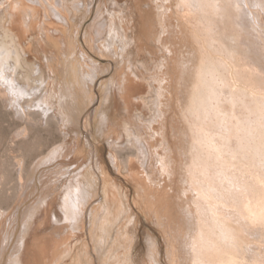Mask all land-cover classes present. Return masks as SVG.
Wrapping results in <instances>:
<instances>
[{
	"label": "rangeland",
	"instance_id": "1",
	"mask_svg": "<svg viewBox=\"0 0 264 264\" xmlns=\"http://www.w3.org/2000/svg\"><path fill=\"white\" fill-rule=\"evenodd\" d=\"M24 1L28 2L29 0H24ZM42 1H43L42 2L43 6L39 2L37 1L35 2L37 4V7L39 8V10L35 11V13L38 14L39 17H37L34 21L32 19H29L31 22H33L31 25V32L30 33L27 32V36L24 37L21 36L20 32L17 31L12 32L15 37V40L17 41V45L20 48L23 59L25 61L24 62L25 72L23 71L22 72L24 73V75H27L28 72H30L31 75L35 77L38 75L39 68H42V70H44L45 73V78H44V82L42 83V88L46 87L49 84L52 89L55 87L59 89L61 86L60 83L71 81V79L75 78L76 75H78L81 68L80 63H85V65L89 64L90 66H92L91 68H94V70L92 69L93 81L89 80L90 83H92V85L90 88V92L88 93V94L91 93V95L85 97L86 93L84 92L82 93L80 91V94H85V96L81 95L82 104L80 108L81 109L82 107L83 109L85 108V110H83L84 112L82 111L83 113L81 115L82 117L84 116L89 118L88 122H90V128L92 129L91 130L92 133L90 132L88 134H85L88 139L85 136L84 138L81 135H80L81 138L78 137V129L81 130L80 132H82L83 129L82 127L83 123L82 124L80 123L78 124L80 128H76V126H68V129H66L67 132L66 136H64L58 129V125L55 122H54L55 124H53V122L47 123L45 120L41 121L40 118L41 116H43L41 114H39L41 116L32 115L33 117H31V116H25L23 113L22 114L16 113L14 110H12L11 104L6 103L7 101L3 102V99L6 98L5 96L7 95V92L3 93L2 96L3 99L0 98V209H3L4 214L7 216H4L5 221L4 220L0 221V225L1 227H3L0 228L1 232L5 231L2 232L1 240H0V264H13V260L15 259V256L18 254V252L17 253L15 252L17 251L16 247H20L22 245L23 236L27 237L28 239L30 238L31 241L30 243H32L31 247L32 248L34 247V249L37 248L40 251V253H42L44 249L46 250L47 246L52 247L50 248L51 250V253L49 252L50 255H54V254L58 255L60 254L59 251H63L65 249V246L66 248H69L68 245L72 244V246H74L73 248L75 249L74 254H72L69 257V259L68 258L66 259L67 262H73L76 259L77 262H80L79 264H86L88 262L89 263L91 262L90 264L92 263L101 264L100 262L102 261H108L109 257L112 256V253H114L113 258L110 260L112 263L116 261L114 258L116 256V258L119 257L121 259L126 260L127 262L130 261L131 264H146L147 262L154 264L156 259L158 260L157 262H159L158 264L160 263L174 264L175 261L179 259L181 260V258L182 260L184 258V261L182 262L181 260L180 262L179 260L177 264L180 263L191 264V260L189 257L191 253H190V249L188 248H189L190 237L192 234L190 232H192V229L194 227L193 224L195 223L193 222L194 219L190 216L188 209L190 207L196 208L195 201L199 203H201L202 201L201 204L202 206L204 205V210H205V211L203 210V213L204 212L206 213L207 210L210 209L206 213V217L208 219L211 218L212 221H213L212 217L214 215V221L216 220V222L218 223H223V221L225 223L227 221L230 223L234 220L233 221L235 222L234 225L238 227V224L236 222L238 223L243 222L242 224L239 223V225L241 224V226H243V228L245 229L244 230L245 233L242 234L243 235L242 239L244 237L245 241H243L244 239L241 240V242L243 241L245 243L242 242L241 244L246 249L245 254H246L247 262L249 261L248 264H264V224L260 225L259 223L258 225V222H256V225L258 226H255L253 224L255 222H252L248 218L247 220L246 218L241 216L238 210H236V208H234L233 206H226L221 202L217 203V201H216V205L211 203L208 204L206 199H203L200 196L196 197L198 193L194 192L192 188H190L191 185L189 186L188 185L189 183L185 181L186 176H188L187 168L190 165H192L191 158L192 157L194 158L197 155L200 156L201 155L200 151L202 152V150H204V155H202V158H205V156H208L207 154H209V148L205 146L203 143L197 142L196 140H195L196 142L194 141V143L197 144V148L195 149L196 151L194 153V149L191 146L192 141H189L190 134L192 133L191 132L192 128H188V126H186L185 117L183 118L184 116L183 109L185 110V108H187V104L189 100L188 95L189 92L192 90V84H193V77L191 76V73L193 72V68H194L192 61L194 60L195 52H194V43L191 38L193 37L192 32H195L200 37L204 35V38L210 41L212 45L214 46L216 45L218 48H220L221 53H219V55L222 56L219 55L216 56L218 58L219 57L225 58V60H229V64L231 63L230 65H228L227 69H225L226 67L224 68L225 71L227 70V72H223L225 73L226 79L229 84L227 83L224 85V83H222L221 80L219 81L220 88L225 87V89L222 88L220 90L221 94H222V90L224 91V93L222 94V96L224 97H222L223 100L220 101V104L222 105L221 109L226 110L227 113L232 115L234 126L239 125L241 129L239 135L241 137H244V139L247 141V142L245 141L244 145L254 146L256 144V142L254 141L255 138L257 142H260L261 140L260 135L262 133L259 132L257 134L256 133L251 134L247 132L246 124L244 122V119L241 117L242 115H245L248 116V119L256 120V117H254V115H252L251 112L249 113L248 109H245L246 108L245 105H251L249 102L246 103L247 100L249 99L251 100V94L249 92L247 95H245L243 89L247 87V89L248 90L250 89V91L252 89L254 91L257 90L255 88H251L248 85L246 86L243 80H239V79L237 80L236 78L237 76L235 74L236 72H234V74L231 75V71L229 70L231 69L229 66L233 67L234 64L232 59L226 58L227 55L225 53L226 52L225 46H227L231 51H234L235 48L237 50V48L240 46L239 44L241 43L238 42V37L234 35L235 34L234 30L227 27L230 26L229 25L230 13L228 9L229 7L225 4L224 0L214 1L212 3L213 8H210L211 10L208 8L209 11H211L212 13V17L215 20H217L218 22L217 24L220 23L218 27H213L212 28L213 31L210 32L207 31L208 28L207 21H204V25L203 24L202 25L200 24V26L198 25L199 27L197 28L196 26L197 15L194 16V14L185 11L188 5L182 0H84V1L67 0V2L64 3V5L66 6L67 3L66 10L68 11H63L64 10L63 6L62 7L60 6V9L62 10L60 11L63 12L65 15H69L68 17L69 24L67 23L68 25L64 20L60 19L52 12L50 13V18H46L45 7L47 6V3L46 2L44 3L45 0ZM260 1L264 4V0H260ZM28 3H31V0ZM218 4H220L221 8L223 7L222 9L224 11L217 10ZM1 11H0V26H2L3 24L7 25L8 20L5 18V16L7 15V17H9L10 15L8 8L3 7ZM3 11L5 12V15ZM260 13L262 14L261 15V21L263 22L262 24H264L263 21L264 11L261 10ZM111 17L113 18L110 19ZM164 17L167 18V21H165ZM107 19L110 20V23L109 20L107 21ZM115 19L116 21L113 24H111L112 20L114 21ZM129 19L130 22L132 21L131 23L128 22ZM51 21H55L56 23L63 25L65 29L63 27V29L60 30L59 32H52L48 30L47 26L44 23L49 24L48 22ZM247 21H248L247 25L250 26L248 28V30H250L251 33L250 36L252 35L251 37H253V42H255L256 48L258 47L257 48L258 52L259 53L262 52V54L260 53V55L262 56L260 58H262V63H264L263 61L264 43L261 42L263 40L255 37L256 33L251 29L250 17ZM127 22L130 24H128ZM108 24L110 25V28ZM185 25L187 28L185 27ZM116 26H118V28L113 29ZM119 26H121V28L123 29L124 27L125 29L128 28V34L126 33L127 29L121 30ZM200 27L204 28L202 35H200L201 34L199 30ZM235 28H238V20L235 25ZM181 29L184 30L182 31ZM46 34H51L55 36L54 38L59 40L62 46L64 47L65 55L60 56L59 58V60L64 62V65L60 66V68L63 70L58 75L53 73L52 71V66L56 67V64L60 63V61L57 59V52L52 47L47 52L43 48L42 43L46 42L47 39ZM101 35L104 36L106 41ZM122 37L126 39L125 42ZM127 37L130 38L128 39ZM208 37L212 39L209 40ZM118 41H120V43ZM120 44L123 45L125 49L123 48V46H120ZM103 47L105 49H102ZM117 48L120 50L121 49L124 50L125 58H127L126 60L128 61V59H131V62L134 65L133 67H135V69L134 68L133 69L140 75V79L139 80L137 79V81L139 84H141L142 90L140 92L142 93L139 94H141L140 96H142L144 98V101L147 102L146 105L147 108L143 109L135 105L130 110H127L126 105L119 103L120 96L122 95H120L121 91L119 92L120 96L117 95L115 86L117 85L116 80H119L118 76L121 75L120 67H122L124 62L123 61L121 62L122 59L115 57V55H117L115 49ZM181 54H184L185 57L184 55ZM223 55L225 57H223ZM128 56L130 58H128ZM181 56L182 59H180ZM195 61L196 60H194V62ZM54 62L55 65H53ZM95 65L97 66V68ZM185 66L187 72H189L188 75L187 73L183 74V69H184L183 67ZM88 69L90 70L89 67ZM65 70H66V74L67 71L70 72V70H72V74L71 75L67 74L68 76L65 75L64 74ZM118 71L120 74L118 73ZM231 76H233L234 79H232ZM59 79H61V81ZM233 80L234 82H231ZM238 83H240V86H242L243 89L242 87L239 86ZM34 85L37 84L34 83ZM236 85L237 87H235ZM119 86L120 88L123 87L122 85ZM160 86L165 88L164 90L165 97L162 98L163 99L162 108L165 110L163 112L165 115L164 114L162 115L164 117L163 119L161 118L158 119L159 123L157 124L155 123V128L156 130H158V132L156 131L154 132L152 130H148L150 129L149 120H152L150 118H153L155 117L154 115H156V110H155L156 106L154 105L157 99L159 98L158 87ZM233 88H235L236 90L235 92L233 91L234 90ZM238 88L241 90V92L240 90H238ZM143 91L146 92L143 93ZM168 93L170 94L168 95ZM173 93L176 95H174ZM170 95L172 96V98L171 97L169 98ZM234 96H235V100H234ZM28 98L29 97L27 95H23L21 97V102L23 103L24 108L27 109V111L28 110L38 111L40 109L39 100L38 101L35 100L32 103L28 104L25 103V100ZM178 98L179 100H181L180 104H179V100H177ZM174 100L175 102H173ZM53 101L55 102V105L51 108L50 113H52L56 108L57 109L60 108L58 99L54 98ZM166 103H169L167 104L169 106H165ZM85 104L87 105L85 106ZM177 105L178 107H176ZM213 105H217V103L215 102ZM226 105L229 107H227ZM117 107L121 109L118 110L119 108ZM122 108L126 109L127 111L123 110ZM176 108L179 110H177ZM240 110L241 112H239ZM124 111L127 112V114ZM173 112L174 115L177 114L178 117L177 115L174 117V115H172ZM59 113L60 110L57 112L58 116L61 114ZM139 113L140 114L142 113L141 116L143 117V119L142 117L141 118L139 117L140 116ZM166 113L170 115L168 116L166 115ZM220 115H222V117H225L224 114L220 113ZM172 116L174 117L173 119H175L176 121L172 119ZM146 118H147V122L145 123ZM129 120L135 121V123L139 124V126L141 127V132L143 133L142 136L144 137V139H146V141L149 144V153H150L148 155L149 160L147 159L146 155H142L137 150L136 152L134 151L135 149H133L132 144L128 142L127 135L125 134V132H123V134L126 135L125 138L127 141H125L122 145L116 144L115 143L116 140H113L114 138L117 137V132L119 133L123 131L122 125H124L126 122H130ZM166 120H168V122H166ZM212 120L214 122H218V119L215 117V115L214 118H212ZM219 120L221 121L222 119ZM171 121L173 122L170 123ZM180 121L182 122V125ZM225 123L226 122L223 121L222 125H220V128L217 130V132L220 133V135L216 131H215L216 133L214 132L215 138L219 141L220 144L223 143V139L222 138L220 139V136L224 135L228 139H230L229 134L225 130V126H226ZM167 126L170 127L171 130ZM65 127L67 128V126ZM109 127L110 129L112 128L111 129L112 131H110ZM182 128H184L183 131ZM175 132L181 133L179 135L182 138L180 139L178 133L175 134ZM186 133L187 134L189 133V136L185 135ZM163 134L165 135V139ZM254 136L255 138H253ZM257 136L259 137V139H257L258 138ZM89 140L90 143L88 142ZM150 141H152V143ZM174 142L178 146V148L174 149L173 146L175 147V145H172L171 147V144H173ZM232 142H233L232 143L233 150H241V147L239 146V140L238 141L233 140ZM88 143L89 145L93 144L92 145L93 149L92 146L88 145ZM160 143L163 145L160 146ZM164 144H166L167 146ZM127 145H129V147L132 148L131 150L132 152L124 150ZM114 146L121 147L122 150L124 151L121 152L120 154L121 159H120L119 167L116 166V163L114 162L112 157V148ZM159 146L162 147V149L161 148L159 149ZM144 150L146 151L145 148ZM233 150L231 148H226L227 152L225 153L224 158L223 157L219 158L220 160L219 162H216L218 161L217 160L218 157L212 160L209 159L210 163H216L218 166L217 168L212 167L213 169L211 172V176L214 178L216 175H218L219 171H221L219 170V167L224 165L225 160L228 158L226 160L227 161L226 164L228 165V163L233 162L234 166L232 167L228 166L229 167L228 170H230L229 173L232 172L231 174H233L236 177L235 180L238 177L236 181L240 182V184H246V185L250 184V189L252 190L250 191V193H252L251 194L252 197L253 194H255V192H259L257 193L259 194L258 197L257 194L254 195L255 198H259V197L262 198L261 196L264 197V186H263L264 184H262L260 182L261 180H258L257 178L260 172H262V175H264V170H263L264 168L261 169L260 168L261 163H259L261 161L260 160L261 158L257 156L256 158L252 157L254 156L255 153L253 147L252 148L249 147V149L246 150L248 154L251 152L250 155H248L247 159H245L240 154L235 156ZM54 152H56V154L52 156V153ZM158 154H161L160 156L168 160L170 164L172 163L171 165L175 167L179 165L180 167L178 168V174L173 173L171 177L168 174H163V173L161 174L159 170H157V168L160 167V163L159 162L156 163V161H158L157 159H160L157 158L160 157ZM14 158H16L15 161L17 163L13 161ZM181 158L183 159L181 160ZM253 158H255L254 159L255 161L254 160L252 161ZM222 160L224 161L222 162ZM80 161H82V163ZM182 161H184L183 162L184 164L182 163ZM123 162H125L126 164H124ZM141 162H145V164L149 163L148 166H149V170L151 171L150 173L152 175L150 176L149 179H147L148 176L146 175L145 172L146 168L142 166ZM21 163H23L24 168L27 171L25 186L22 189H20V191H18L17 197L13 199L12 196L15 193V188L21 186V184H19L18 181L19 171H20L19 164ZM256 163H258L259 166V167L257 166V168L255 167L257 165ZM78 164L79 165L84 164L85 166L84 165L81 166V168H79L78 172L76 171L77 172L76 173L73 170L76 169ZM250 167H252L251 170H249ZM144 168L145 170H143ZM234 168H236L235 171ZM193 169H196L195 165ZM83 170L84 171L91 170L92 174L94 175V177L93 175L91 177L96 179L97 182L96 187L98 186L97 187L98 191L100 189L99 191L100 195L98 194V196H96V193H93L92 197L90 198V203H89L90 207L88 209V213H87L88 215L85 224L83 225L84 227L81 226L79 229H76L72 236L71 234L72 230L71 229L68 230V228L64 227L67 223H65L64 221L62 223L56 222V218L53 215L54 213L53 211L51 214V223L49 222V220H47V218L43 214V211H45L44 209L46 206L44 202L46 200H51V199L55 200L57 198L56 199V201L58 200L57 203L53 201V206H54L53 209L58 211L59 213L60 211L59 209L61 205L59 204L58 196L55 198L56 194H60L59 192L63 191L61 189H63L65 184H67L71 178L83 177L84 175L82 173L84 172ZM240 171L242 172L240 173ZM195 174L196 176L201 177L200 182L202 184H208L202 173L195 172ZM263 177L264 176H262L261 179H264ZM144 178L146 179L147 184L150 185L148 188L145 189V191L149 193L148 194L149 196L145 197L147 199L142 198L143 195L144 196L146 195V193L145 191H142L143 187H141L139 185L140 183L138 182L141 181V179L144 180ZM178 180H182V181H178ZM185 182L186 184H184ZM163 183L167 186L166 187L167 190L170 189L168 190L169 193L166 190L161 189L162 186L164 185ZM226 183L227 182H225V184ZM251 184L253 185V188L251 187ZM226 186L228 187V184H226ZM157 187L159 188V192L157 191L158 190ZM185 187L188 188L187 191H185L186 190ZM152 189H155L156 193L155 190L152 191ZM161 190H163L164 194L161 193L162 192ZM219 190H218V194L223 191V188L220 187ZM157 192L159 198L164 201H159L160 199L157 196ZM188 193H190V195ZM240 196L244 197L243 194H241ZM229 197L230 195L226 197L228 198L227 199L228 201L230 200ZM171 200L175 205H173V203L170 202ZM162 202L165 203L162 204ZM159 203L162 204V206ZM169 204H172V206H169ZM165 206L169 207L166 208L168 211L165 209ZM173 207L175 209L177 208V210L175 211ZM150 208L152 209V211L150 210ZM156 208L165 211H160L161 212V216H160L158 215L160 214V212H158L159 210L158 209L156 210ZM213 208L214 209L217 208L216 210L219 212V213L217 212L218 214L216 213L217 215H215L214 213L212 215V211L214 210ZM92 210L94 212H92ZM153 210H155L156 212ZM173 211H175L177 214L175 215V212ZM166 213L168 214L166 215ZM164 214L165 217L166 216L169 217L164 218L165 220L158 217L160 216L163 218ZM170 214L172 216L174 215L175 217L174 216L172 217ZM208 214L212 216H209ZM170 216L173 219H171ZM187 216L189 217L187 218ZM158 218L161 219V221H159ZM229 218L231 219V221L229 220ZM177 219L180 221H177ZM46 221H48L47 222L48 224L46 223ZM246 221H249L248 222L249 224ZM1 222L2 223L5 222L4 225L1 224ZM233 222L231 223L232 225ZM183 223L185 224L184 229L186 228L188 230L186 229L184 231L182 230L183 225L181 224ZM27 224L33 225L30 226L31 229L37 228L34 232L35 235L34 237L33 235L31 237L29 235H24L23 232L26 230ZM43 224L45 225L43 226ZM109 224L111 225L114 224L113 227L114 229L112 230L111 235L108 234V232L105 230L106 228H108ZM177 227H179L178 228L179 230L177 229ZM65 228L67 231H69L67 234H65L66 231L65 232L62 231L65 230ZM80 230L82 232H80ZM30 232H32V230ZM59 232L61 233L58 234ZM182 232L186 235H184ZM177 233L181 234L180 235L182 236L181 237L182 239L180 238L181 240L177 238L178 235ZM248 233L249 235L245 236ZM99 234L100 236L102 235L101 239H99L100 237L98 238ZM54 235L55 238H58L59 240L55 239ZM67 235L69 236L67 237ZM65 237H67L68 240ZM75 237H77V239ZM52 239H55V241H57L58 246L55 244L56 242L53 240V243L57 246V248L54 246L53 243L50 242L52 241ZM177 240L179 242L182 241V243H180L179 245V242H177ZM46 242H48L49 244ZM62 242L63 243L65 242L64 243L65 246L64 245L61 246ZM89 242L92 245L91 248L93 249L91 250L92 252H94L92 253L94 255L87 253L88 251L84 246ZM59 245L64 249H62ZM108 246H110V252L104 251L106 250V248H108ZM59 247L62 250H59ZM180 249L182 251L179 252ZM178 252L180 255L178 254ZM181 252L183 254H181ZM151 254L152 256H150ZM178 255L179 257L183 255L184 256L179 258ZM98 256H100V258H98ZM153 256L155 257V259ZM41 257L43 259L42 255ZM148 258L151 259V261H149ZM78 259L81 260L79 261ZM42 263L46 264L45 258L43 259Z\"/></svg>",
	"mask_w": 264,
	"mask_h": 264
},
{
	"label": "bare ground",
	"instance_id": "2",
	"mask_svg": "<svg viewBox=\"0 0 264 264\" xmlns=\"http://www.w3.org/2000/svg\"><path fill=\"white\" fill-rule=\"evenodd\" d=\"M36 1L39 2L43 6V3H42L43 1L42 0H31V3H28V2H26L24 0H0V11L2 10L3 7H7L8 8V11L10 13L9 17H7V15L5 16V18L8 20L7 21L8 24L7 25L3 24L2 26H0V98L3 99L2 98L3 93L4 92H7V95L5 96L6 98L3 99V102L7 101L6 103L11 104L12 105V110H14L16 113H21V114L23 113L25 116H31V117H33L32 115H39V114H41V115H43V116L39 115V116H41V118H40L41 121L45 120L47 123H49V122L50 123L53 122V124L56 123L58 125V129L60 130V132L64 136H66V133H67L66 132V129H68V126H76V128H80L78 126V124H80V123L82 124L83 123V125H82V127H83L82 132H80L81 130L78 129V137H80V138H81V136H83V137L85 136L86 137L85 134L90 133L92 129L90 128V122H88L89 118L88 117H84V116L82 117V115H81L84 112L83 110H85V108L83 109V107H82V109L80 108V106L82 104V96L81 95H84L85 96V94H80V91L82 93L83 92L86 93V96L85 97H88V96L91 95V93L88 94L90 92V88H91V85H92V83H90L89 80L93 81V72H92V69L94 70V68H91L92 66H90L89 64L85 65V63H80L81 68H80V71H79L78 75H76L75 78L71 79V81H68V82L66 81L64 83H60L61 86H60L59 89H57L56 87L52 89L49 84L46 87L42 88V83L44 82V78H45V73H44V70H42V68H39L38 75L35 76V77H33V75H31L30 72H28L27 75H24V73H23V72H25V69H24V62L25 61L23 59V56H22L21 51H20V48L17 45V41L15 40V37H14V35H13L12 32L13 31L20 32V34H21L22 37L27 36V32H29V33L31 32V25H32L33 22H31L29 19H32L34 21L37 17H39L38 14L35 13V11H38L39 10V8L37 7V4L35 3ZM182 1L185 2L188 5V6L185 5V6H187V9L185 11H187L188 13L190 12V13L194 14V16L197 15V18H196V20H197V22H196L197 28L200 26V24L201 25L202 24L204 25V21H207V23H208L207 31L210 32V31H213V29H212L213 27H218V25L220 24V23L217 24L218 23L217 20H215L212 17V13H211V11H209L210 8H213L212 3L214 1H217V0H182ZM45 2L47 3V6L45 7V13H46L45 14V17L46 18H50V13L52 12L54 15H56L60 19L64 20L66 22V24L67 23L69 24V22H68L69 15H65L63 12H61L62 10L60 9V6L61 7L63 6V8H64L63 11H68V10H66L67 3H66V6L64 5V3L67 2V0H61V1L60 0H45L44 3ZM224 2L229 7L228 9H229V13H230V19H229V23L230 24L228 23L230 26H227V27H229L232 30H234V32H235L234 35L238 37V42L241 43V44H239L240 46L237 48V50L235 48L234 51H231L227 46H225L226 47L225 48L226 49V52L225 53L227 55L226 58L227 59H232L233 60V64H234L233 67L232 66H229L231 68L229 70L231 71V75H233L234 72H236L235 74L237 76L236 77L237 80L238 79L239 80H243V82H244V84H246V86L248 85L251 88H255L257 90V91H254L252 89L250 91V89L248 90L247 87H245V89H243V87L240 86V83H238L239 86L242 87V89L244 90V94L245 95H247L249 92L251 94V100L249 99V100L246 101V103L249 102L251 105H245L246 106L245 109H248L249 111L248 110L247 111L249 113L251 112L252 115H254V117H256V120L248 119V116H245V115H242L241 117L244 119V122L246 124L247 132H249L251 134L252 133H256L257 134L259 132L262 133L260 135L261 136V140H260V142H257L256 141V138L254 136L253 138H255L254 141L256 142V144L254 146H249V145L245 146L244 145V143H245L246 140L244 139V137H241L239 135L240 132H241L240 131L241 129H240L239 125L238 126L237 125L234 126V121L232 120V115L229 114V113H227L226 110L221 109L222 108L221 107L222 105L220 104V101L223 100L222 97H224V96H222V94L224 93V91L222 90V94L220 93V90L223 87L220 88V85H219L220 82L219 81L221 80L222 83H224V85L228 83V81L226 79V76H225V73H223V72H227V70L225 71V69H227L228 65H230L231 63L229 64V60H225V58H220V57L218 58L216 56V55H219V53H221L220 48H218L216 45L215 46L212 45V43L210 41H208V40H206V38H204V35L200 37L195 32H192V36L193 37H191V38H192L193 43H194V52H195L194 60H196V61L195 62H194V60L192 61V64H193V67H194L193 68V72L191 73V76L193 77V84H192V90L189 92V95H188V99L189 100H188L187 108H185V110L183 109V111H184L183 118L185 117L186 126H188V128H192V131H191L192 133L190 134V137H189L190 140L189 141H192L191 142V146L194 149V153L196 151L195 149L197 148V144L194 143V141L196 140L197 142H201V143H203L205 146H207L209 148V154H207L209 157L208 156H205V158H202V155H204V150H202V152L200 151V154H201L200 156L197 155L194 158L192 157L191 158L192 165H190L187 168V174H188V176H186L185 181H187L189 183L188 184L189 186L191 185L190 188H192V190L194 192H197L198 193V195H196V197L197 196H200L201 198L206 199L207 202H208V204L211 203V204L216 205V201H217V203L218 202H221V203H223L226 206H233L234 208H236V210H238V212L241 214V216H243L246 219L248 218L252 222H255L253 224L255 226H258L259 223H260V225L261 224H264V200H263L264 197L261 196L262 198H260V197L259 198H255L254 195L257 194V193H259V192H255V194H253V197H252V195H251L252 193H250V191H252L250 189V184H248V183H247L248 185H246V184H240V182H237L236 181L238 179V177L235 180L236 177L233 174H231L232 172L229 173L230 170H228V168L230 166L231 167L234 166L233 165V162L232 163H228V165L226 164V162H227L226 160L228 158L227 159L225 158L226 159L225 160V164L219 167V170H221V171H219L218 175H216L213 178L211 176L212 169L213 168H217L218 166H217L216 163H210L209 159L212 160V159H215V158L218 157V159H217L218 161H216V162H219L220 161L219 158H222V157L224 158L225 153L227 152L226 151V148H231L233 150V147H232V143L233 142L232 141L233 140H237V141L239 140V146L241 147V150H233L234 153H235L234 155L237 156V155L240 154L245 159H247L248 158V155H250L251 152L248 154V152H246V150L249 149V147H251V148L253 147L255 153L253 152L254 153V156H252V157H255V158H256V156L257 157H260L261 158L260 159L261 161L259 160L260 162L259 161H257V162L261 163L260 164V166H261L260 168L261 169L264 168V65H263L264 63H262V58H260V57H262L260 55V53L262 54V52H260V53L258 52V49H257L258 47L256 48V44H255V42H253V37H251L252 35L250 36V34H251L250 33V30H248V28L250 26L247 25V23H248L247 20L250 17L251 18V21H250L251 22V29L256 33V36L255 35L254 36L256 38H259V39L263 40L261 42L264 43V24H262L263 23L261 21V15L262 14L260 13L261 10L264 11V4L260 0H224ZM222 8H221L220 4L217 5V10L224 11ZM3 13L5 15V12L4 11H3ZM112 18L113 17H111L110 19H112ZM108 20L109 19H107V21ZM237 20H238V28H235V25L237 23ZM115 21H116V19L114 21L112 20L111 24H113ZM165 21H167V18H165ZM263 21H264V19H263ZM128 22H130V19H129ZM48 23L49 24H46V23H44V24L47 26V29L50 30V31H52V32H59L64 27L63 25H60V24L56 23L55 21H51V22H48ZM106 23H108V22H106ZM109 23H110V20H109ZM130 23H128V24H130ZM108 26L110 28V25L109 24H108ZM179 26H180V24H179ZM223 26H225V25H223ZM119 27L121 28V26H119ZM185 27H186V25H185ZM109 28H108V30H109ZM115 28L117 29L118 26L114 27L113 29H115ZM64 29H65V27H64ZM122 29L123 28H121V30ZM124 29H125V27H124ZM126 29H125L126 30V33L128 34V28H126ZM199 30H200L201 34L199 32L198 33L200 35H202V32H203L204 28L203 27L202 28L200 27ZM179 31H180V29H179ZM99 34H100V32H99ZM209 34H211V33H209ZM214 34H215V32H214ZM46 35H47L46 42H43L42 43L43 44V48L45 49L46 52L49 49H51V47L54 48L55 51L57 52V59L59 60L60 56L65 55L64 47L62 46V44H61V42L59 40H57V39L54 38L55 36H53L51 34H46ZM101 36L104 38L103 35H101ZM123 36H125V35H123ZM122 38L124 39V37H122ZM182 39H183V37H182ZM211 39L209 38V40H211ZM62 40H63V38H62ZM104 40L106 41L105 38H104ZM125 40L126 39H124V42H125ZM189 41H190V39H189ZM216 41H217V39H216ZM254 41H256V40H254ZM118 42L120 43V41H118ZM128 44H129V42H128ZM214 44H216V43H214ZM181 45H182V42H181ZM261 45H262V43H261ZM120 46H123V45L120 44ZM177 47H175V48H177ZM219 47H220V45H219ZM123 48L125 49L124 46H123ZM102 49H105V48L103 47ZM115 51L117 53V55H115V57L122 59L121 62L122 61L124 62L123 65H122V67H120V73H121V75L118 76V79L119 80H116L117 85L115 86L116 87L115 90H116L117 95H119V92L120 91H121V94L120 95H122V96L119 95L120 96L119 103L120 104H123V105H126V109L127 110H130L135 105H137V106H139V107H141L143 109L144 108H147V106H146L147 105V102H145L144 101V98L142 96H140L141 94H139V93H142V92H140L142 90L141 84H139L138 81H137V79L138 80L140 79V75L134 70L135 67H133L134 65L131 62V59H128V61L126 60L127 58H125V54H124V50L123 49L120 50V49L117 48V49H115ZM181 55H184V54H181ZM132 56H133V54H132ZM219 56H222V55H219ZM184 57H185V55H184ZM223 57H225V56L223 55ZM128 58H130V57L128 56ZM180 59H182V56H181ZM59 61H60V63L59 64H56V67H53L52 64H51L53 73H55L57 75L59 73H61L62 70H63V69L60 68V66L61 65H64V62L63 61H61V60H59ZM221 62H222L223 65L221 64ZM180 64H182V63H180ZM53 65H55V62L53 63ZM88 67L90 68L91 71L88 69ZM96 68H97V66H96ZM183 68H184L183 69V74H186L187 73V75H188L189 72H187L186 66L183 67ZM234 68L236 69V71H235ZM118 73H119V71H118ZM64 74L65 75H67V74H70L71 75L72 74V70H70V72L67 71V74H66V70H65ZM177 75H179V74H177ZM231 77H232V79H234L233 76H231ZM59 80L61 81V79H59ZM161 82H162V80H161ZM231 82H234V80L231 81ZM34 83H36L37 85H34ZM160 84H162V83H160ZM235 84H236V82H235ZM119 85H122L123 87L121 86L122 88H120ZM162 86L158 87L159 88V90H158L159 91V93H158L159 98L157 99V101L155 102V105H154V106H156V109H155L156 110V115H154L155 117L150 118L152 120H149V122H150V129H148V130H152L154 132L155 131L158 132V130H156V128H155V123L156 124L159 123V120H158L159 118H161V119L164 118L162 116L164 114L163 112L165 111L162 108L163 107L162 106L163 105V99L162 98L165 97V93H164L165 88L162 87ZM235 87H237V85ZM223 89H225V87ZM233 89H234L233 91L235 92L236 91L235 88H233ZM238 90H240V89L238 88ZM176 91H177V89H176ZM178 91H180V90H178ZM145 92L146 91H143V93H145ZM169 92H170V90H169ZM240 92H241V90H240ZM169 94L170 93H168V95ZM178 94H179V92H178ZM23 95H27L29 97L28 99L25 100V103H28V104L32 103L35 100H37V101L39 100V102H40L39 103L40 104V109L39 110L40 111L39 110L38 111L37 110H28L27 111V109L24 108L23 103L21 102V97ZM174 95H176V94H174ZM233 95H234V93H233ZM170 97L172 98L171 95L169 96V98ZM54 98H57L58 99V103H59L60 108L59 109L56 108L52 113H50L51 108L55 105V102L53 101ZM185 98H186V96H185ZM238 98H240V97H238ZM248 98H249V96H248ZM181 99H182V97H181ZM177 100H179V98ZM234 100H235V96H234ZM180 101L181 100H179V104H180ZM169 102H170V100H169ZM173 102H175V100ZM215 102L217 103V105H213ZM167 104H169V103H166L165 106H169ZM171 104H172V102H171ZM222 104H223V102H222ZM86 105L87 104H85V106ZM178 105L176 107H178ZM227 107H229V106H227ZM117 108H119V107H117ZM235 108H236V105H235ZM120 109L121 108H119L118 110H120ZM126 109H123V110L127 111ZM167 109H170V108H167ZM59 110H60V113H61V114L59 113L60 114L59 116H61V117H59L57 115V112ZM177 110H179V109H177ZM180 111H181V108H180ZM239 112H241V110ZM125 113L127 114V112H125ZM220 113L221 114H224L225 117H222V115H220ZM141 114L139 116L140 118L142 117ZM175 114H176V112H175ZM213 114L218 119V122H214L213 121L214 119L212 120V118H214V115ZM166 115H168V114L166 113ZM172 115H174V112H173ZM176 115H174V117ZM174 117L172 116V119ZM177 117H178V115H177ZM30 118H28V119H30ZM140 118H139V120H140ZM142 119H143V117H142ZM219 119H222V120L220 121ZM133 120H134V117H133ZM133 120L132 121L129 120L130 122H126L124 125H122V130L123 131H121L119 133L117 132V137L116 138H118V139L114 138L113 140H116L115 143L116 144H120V145H122L125 141L128 140V142H130V144H132L133 149H135L134 150L135 152L137 150L142 155H146L147 156V159H148V155L150 154L149 153V144L146 141V139H144V137L142 136L143 133L141 132V127L139 126V124L135 123V121H133ZM168 120H166V122H168ZM170 120H171V118H170ZM173 120H175V119H173ZM124 121H126V120H124ZM223 121L226 122L225 123L226 124L225 130L229 134L230 139H228L226 136L222 135V136H220V139L221 138L223 139V143L220 144L219 141L215 138V133L220 128V125H222ZM146 122H147V118H146L145 123ZM172 122L173 121H171L170 123H172ZM111 124H113V123H111ZM147 124H149V123H147ZM174 124H176V123H174ZM168 125H169V123H168ZM181 125H182V122H181ZM65 126H67V128ZM167 127H166V129H167ZM168 128H170V127H168ZM72 129H74V128H72ZM109 129H110V127H109ZM111 129H110V131H112ZM176 129H179V128H176ZM183 129L184 128H182V131H183ZM170 130H171V128H170ZM123 132H125V134L127 135V140L125 138L126 135L123 134ZM177 133L175 132V134H177ZM114 134H115V132H114ZM179 134H181V133H178V135ZM218 134L220 135V133H218ZM185 135L189 136V133L188 134L186 133ZM107 136H109V135H107ZM158 136H159V134H158ZM163 136H164V139H165V135L164 134H163ZM170 137H171V135H170ZM181 138L182 137L180 136V139ZM245 138H247V137H245ZM257 139H259V137ZM254 141H253V143H254ZM88 142L90 143V140ZM150 142L152 143V141H150ZM89 143H88V145H89ZM248 144H249V141H248ZM92 145H89V146H92ZM161 145H163V144L160 143V146ZM164 145H166V144H164ZM172 145H175V147L173 146L174 149L175 148H178V146L175 144V142L173 144H171V147H172ZM160 146H159V149L160 148L162 149V147H160ZM200 146H202V145H200ZM171 147H170V149H171ZM144 148L146 149V151L144 150ZM92 149H93V146H92ZM124 150L125 151L132 152L131 151L132 148H130L129 145H127ZM155 151H156V149H155ZM121 152H124L121 147H115L114 146L112 148V157H113L114 162L116 163V166H118V167H119V163H120V159H121L120 158ZM55 154H56V152L52 153V156H54ZM158 155L160 156L161 154H158ZM178 157H179V155H178ZM157 158H160V159H157L158 161H156V163L157 162L160 163V167L157 168V170H159V172L161 174L162 173L163 174H168L170 177L172 176L173 173L178 174V168L180 167L179 165H177L176 167L173 166V165H171L172 163L170 164L168 162V160H166L165 158H162V156L157 157ZM183 158H184V156H183ZM183 158H181V160ZM255 158H253L252 161ZM15 159L16 158H14L13 161H15ZM223 161L224 160H222V162ZM80 162L82 163V161H80ZM183 162L184 161H182V163ZM15 163H17V162L15 161ZM123 163L126 164L125 162H123ZM139 163H140V161H139ZM84 164H80V165L78 164L77 167H76V169L73 170V171L74 172H76V171L78 172L79 168H81V166H83ZM141 164H142L143 167L146 168V170H145V168L143 170H145L146 175L148 176L147 179H149L150 176H152L151 173H150L151 171L149 170V166H148L149 163L148 164H145V162H141ZM256 164L257 165L255 167L257 168L258 163H256ZM194 165H195L196 169H193ZM19 166H20V168H19L20 171H19L18 181H19V184H21V186L15 188V193L12 196L13 199L17 197L18 191H20V189H22L25 186V180H26V173H27V171L24 168L23 163L19 164ZM238 167H240V166H238ZM251 168L252 167H250L249 170H251ZM235 169L236 168H234V171H235ZM85 171H87V172H85ZM85 171L82 172L84 174V175L82 174L83 177H74V178H71L68 181V183L65 184V186L63 187V189H61L63 191L62 192L60 191L59 192L60 194H56L55 198L58 196V198H59V204L61 205L60 209L59 208H57V209H59L61 211V213H60V211L58 213V211H56V210L53 209L54 208L53 201H55L57 203V201H58V200L56 201L57 198L56 199L54 198L55 200H52L51 199V200H46L44 202L46 204V206H45V209H44L45 211H43V214L45 215V217L47 218V220H49V222L51 223V214H52V211H53L54 212L53 215L56 218V222L62 223L64 221L65 223H67L64 227L68 228V230L69 229L72 230L71 231L72 236H73L74 231L76 229H79L81 226H83L85 224V221H86V218H87V215H88L87 214L88 213V209L90 207L89 206L90 198L92 197L93 193H96V196H98V194L100 195V192H99L100 189L98 191V188H97L98 186L96 187V185H97L96 179L91 177L93 175L92 172H91V170H85ZM195 172L202 173L203 176H204V178L208 182V184H202L200 182V178L201 177L196 176ZM241 172L242 171H240V173ZM179 173H180V171H179ZM236 173H238V172H236ZM251 173H252V171H251ZM76 176H77V174H76ZM262 176H264V175H262V172H260V174L257 176V178H258V180H261L260 182L262 184H264V179H261ZM93 177H94V175H93ZM181 177H179V178H181ZM159 178H160V175H159ZM163 179H164V177H163ZM181 179H183V178H181ZM178 181H182V180H178ZM224 181L227 182L226 184H228V187L226 186V184H225ZM138 182L140 183L139 185L141 187H143L142 188L143 189L142 191H145V189L150 186V185L147 184V181H146L145 178H144V180L141 179V181H138ZM149 182H150V180H149ZM165 182H166V180H165ZM184 184H186V182ZM45 185H47V184H45ZM146 185H148V186H146ZM17 186H18V184H17ZM166 187L167 186L164 184L161 189H164V190H166L168 192V190H170V189L167 190ZM218 187L219 188L220 187L223 188V191L220 192L219 194H218V190H219ZM251 187L253 188V185L252 184H251ZM96 188H97V191H96ZM157 189H158L157 191L159 192V188L158 187H157ZM185 189H186L185 191L188 190V188H186V187H185ZM153 190H155V189H152V191ZM171 190H172V188H171ZM161 191H162L161 193L164 194L163 193V190H161ZM158 192H157V196H158ZM253 192H254V190H253ZM145 193H146V195L145 196L143 195L142 198L147 199L145 197H148L149 196L148 195L149 193L146 192V191H145ZM155 193H156V190H155ZM190 193H188V194L190 195ZM162 194H160V195H162ZM241 194H243L244 197H241L240 196ZM168 195H170V194H168ZM228 195H230V197H229L230 198V200H229L230 203L227 200L228 198H226ZM141 196H142V194H141ZM258 196H259V194H257V197ZM158 198H159V196H158ZM158 198H156V199H158ZM13 199H12V201H13ZM159 201H164V200H161L160 199ZM203 201H205V200H203ZM170 202L173 203L172 200ZM163 203H165V202H162V204ZM168 203H169V201H168ZM201 203H202V201H201ZM201 203L195 201L196 208L190 207L188 209V212H189L190 216L194 219L193 222L195 223V224H193L194 227L192 229V232L188 231V232L192 233L191 234V237H190V241H189V248H188V249H190V253H191L190 256H189L190 257V260H191V264H248L249 261L247 262L246 254H245V250L246 249L241 244L243 241H245L244 237H243L244 240L242 239V236H243L242 234L245 233L244 232L245 229L243 228V226H241V224L243 222L242 223L239 222V223H241L240 225H239L238 222H236L238 224V227H237L236 225H234L235 224V222H233L234 221L233 220L234 218L232 219L233 220L232 221L233 222V225L231 224L232 222L229 223L228 221L226 223L224 221H223V223H218V222H216V220L214 221V215H213V213L215 215H217L219 213L216 210L217 208L216 209L213 208L214 210L212 211V215H213V217H212L213 218V221H212L211 218H210L211 219L210 220V219H208L206 217V213L210 209L207 208L208 209L207 212L206 213L205 212L203 213L204 205L202 206ZM162 204H160V205L162 206ZM164 205H167V204H164ZM173 205H175V204L173 203ZM169 206H172V204H169ZM167 207L168 206H165V209ZM177 207H178V205H177ZM209 208H211V207H209ZM157 209L158 208H156V210ZM159 209H160V207H159ZM173 209H175V208L173 207ZM150 210L152 211L151 208H150ZM176 210H177V208L175 209V211ZM180 210H181V207H180ZM153 211H155V210H153ZM160 211H165V210H159L158 212H160ZM175 211H173V212H175ZM36 212H38V211H36ZM92 212H94V211L92 210ZM169 212H170V210H169ZM178 213H179V211H178ZM167 214L168 213H166V215ZM172 214H174V213H172ZM176 214L177 213L175 212V215ZM189 214H186V215H189ZM158 215L161 216V212ZM212 215H209V216H212ZM4 216H7V215L4 214L3 209H0V221L1 220H4V218H5ZM160 216H158V217L161 218V219H164V218L169 217V216H166L165 217V214H164V217L163 218L160 217ZM171 216H170V218H171ZM188 217L189 216H187V218ZM92 218H93V216H92ZM159 218H158V220L161 221V219H159ZM185 218H186V216H185ZM171 219H173V218H171ZM229 220L231 221L230 218H229ZM177 221H180V220L177 219ZM47 222L48 221H46V223ZM246 222L248 223L249 221H246ZM256 222H258V225H256ZM4 223L1 222V224H3V225H4ZM42 223H44V222H42ZM44 225L45 224H43V226ZM181 225H183L182 226L183 229L182 228L181 229L184 231L186 229V228L184 229V225L185 224L183 223ZM244 225H245V223H244ZM30 226H33V225L27 224L26 225V230L23 233H24V235H29L30 237L33 235V237H34L35 236L34 235V232H35V230L37 228L31 229ZM69 227H71V228H69ZM113 227H114V224H112V225L109 224L108 228L105 229L108 232V234L111 235V232L114 229ZM188 227H190V226H188ZM0 228H3V227H1V225H0ZM66 228H65V230H62L64 232L66 231L65 234H67L69 232V231L66 230ZM178 228L179 227H177V229ZM31 230H32V232H30ZM186 230H188V229H186ZM0 232H1V230H0ZM2 232H5V231H2ZM2 232L0 233V240H1V234H2ZM61 232H59L58 234H60ZM80 232H82V231L80 230ZM56 233H57V231H56ZM46 234H48V233H46ZM65 234H63V235H65ZM100 234H101V232H100ZM100 234L98 235V238L100 237L99 239L102 238V235L100 236ZM180 235L181 234H178L177 235V238L180 239L182 237ZM184 235H186V234H184ZM248 235H249V233L246 234L245 236H248ZM61 236H62V234H61ZM61 236H59V237H61ZM68 236L69 235H67V237ZM178 236H180V237H178ZM67 237H65V238L68 240ZM77 237H75V238L77 239ZM46 238H47V236H46ZM54 238H55V235H54ZM183 238H185V237H183ZM55 239H58V238H55ZM55 239H52V241H50V242L53 243V240L55 241ZM32 240H33V238H32ZM46 240H48V239H46ZM83 240H85V239H83ZM178 240H177V242L180 241V240L179 241ZM186 240H187V238H186ZM241 240H243V241L241 242ZM62 241H64V240H62ZM30 242H31L30 241V238L28 239L27 237L23 236V238H22V245L20 247H16V250L17 251H15V252L16 253L18 252V254L15 256V259L13 260V264H40V262H41V264H43L42 261H43L44 258L46 259V264H63V263L64 264H79L80 263V262H77L76 259L73 262H67L66 261L67 258L69 259V257L72 254H74V250H75L73 248L74 246H72V244L68 245L69 244V241H68V244H67L69 246V248H66V246L64 244L65 242L64 243L62 242V244L59 243V244H61V246L64 245L65 246V249L62 248L59 245L64 250L63 251H59L60 254H58V255H55V254L54 255H50L49 254V252L51 253L50 248H52L50 246H47L48 249L47 248H46V250L44 249L45 251L42 249L43 251H42V253H40V251L37 248L34 249V247L33 248L31 247L32 246V243H30ZM55 242H56L55 244L58 246L57 241H55ZM73 242H74V239H73ZM46 243H48V242H46ZM180 243H182V241L179 242V245H180ZM243 243H245V242H243ZM55 244H54V246L57 248V246ZM84 246H85L86 250L88 251L87 253H90V254L94 253L91 250L93 248H91L92 245H91L90 242L87 243V244H85ZM60 247H59V250H62V249H60ZM151 247H153V246H151ZM130 250H131V248H130ZM104 251H106V252L109 251L110 252V246H108V248H106V250H104ZM157 251H159V250H157ZM180 251H182V250L180 249L179 252ZM59 252H56V253H59ZM179 252H178V254H179ZM181 254H183V253L181 252ZM41 255L43 256V259H42ZM92 255H94V254H92ZM179 255H178V257H179ZM113 256H114V253H112V256L109 257V260L108 261H102V262H100V260H99V262L101 264H131L130 261L127 262L126 260L121 259L119 257L116 258V256L114 257L116 261L112 263L110 260L113 258ZM150 256H152V254ZM155 256H157V255H155ZM183 256H180V257H183ZM98 258H100V256H98ZM156 258H158V257H156ZM154 259H155V257H154ZM78 260L80 261L81 259H78ZM179 260L175 261L176 264H177V262ZM181 260H182V258H181ZM181 260H180V262H181ZM149 261H151V259H149ZM157 261L158 260L156 259L155 263L158 264L159 262H157ZM183 261H184V258H183L182 262ZM187 261H185V262H187ZM175 262H174V264H175ZM90 263L88 262L86 264H90ZM146 264H151V263L150 262L149 263L147 262Z\"/></svg>",
	"mask_w": 264,
	"mask_h": 264
}]
</instances>
